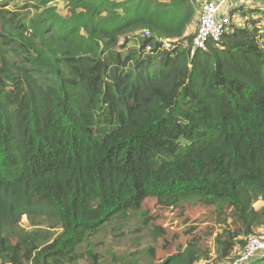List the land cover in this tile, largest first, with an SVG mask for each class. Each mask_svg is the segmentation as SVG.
I'll use <instances>...</instances> for the list:
<instances>
[{"label": "trees", "instance_id": "16d2710c", "mask_svg": "<svg viewBox=\"0 0 264 264\" xmlns=\"http://www.w3.org/2000/svg\"><path fill=\"white\" fill-rule=\"evenodd\" d=\"M58 1L0 2V264H154L161 227L106 262L90 240L151 198L215 207L218 260L234 262L264 226V29L244 20L264 0L234 8L220 42L194 53L187 0H63L68 17ZM144 30L139 47L120 45ZM201 260L194 236L159 264Z\"/></svg>", "mask_w": 264, "mask_h": 264}, {"label": "rangeland", "instance_id": "374dc122", "mask_svg": "<svg viewBox=\"0 0 264 264\" xmlns=\"http://www.w3.org/2000/svg\"><path fill=\"white\" fill-rule=\"evenodd\" d=\"M7 1V0H0ZM22 0H10V6L13 7L15 2H21ZM123 1V0H120ZM154 2L169 3L173 0H152ZM191 5L196 7V11H200V5L202 0H187ZM249 2L250 0H242V2ZM251 3V2H250ZM59 12L62 16L68 17L70 15L67 5L63 0L57 2ZM260 13H264V10ZM249 16L246 19L257 18L260 21L259 26L264 29V14ZM198 15V14H197ZM236 24L244 23L242 18H238ZM260 18V19H259ZM198 19V18H197ZM254 20V19H253ZM250 20V25H253L255 21ZM245 24V23H244ZM198 29L197 20L187 30V34L195 36ZM121 38L120 45L126 44L128 48H135L140 46V38L135 36H128ZM263 202L255 204L257 209L263 206ZM145 214L135 216L133 213L127 218H117L112 223L108 224L103 230L90 238L92 243L96 246V251L106 261H111L110 254H129L136 251H141L149 245L154 244V237L150 230L156 227H161L165 233L163 239L160 240V245L157 248V258L154 264L161 263L169 255L176 253L178 250L186 247L187 242L192 237H197L202 241L203 246L206 248L209 254V260H201L197 264H232L230 261H219L217 257V250L215 246L216 237L222 232L223 217L218 215L215 207L195 205L193 203H185L178 208H164L157 204L156 199H148L144 206ZM149 219L148 227H145L143 220ZM229 223H232L229 220ZM22 228L31 230L30 223L27 217H24L21 222ZM139 232H136V231ZM257 233H264V226L255 230ZM246 237V236H245ZM242 237L241 239L244 238ZM164 245V246H163ZM163 246V247H162ZM242 250H240L237 256H240ZM80 253L85 254V249H81ZM97 254V253H96ZM86 256L81 260L79 264H88ZM143 264H149V260L143 262ZM151 264V262H150Z\"/></svg>", "mask_w": 264, "mask_h": 264}, {"label": "built area", "instance_id": "2783aa9c", "mask_svg": "<svg viewBox=\"0 0 264 264\" xmlns=\"http://www.w3.org/2000/svg\"><path fill=\"white\" fill-rule=\"evenodd\" d=\"M230 0H202L200 11H198L196 35L193 40L192 53L195 50H207L209 42L218 43L222 35L230 24V12L227 6ZM151 37L148 30L140 33V41H144ZM168 40L164 41V47H170ZM144 52L149 54L152 52V44L145 45ZM245 245L242 248L240 256L232 264H247L248 262L264 255V233H249L245 238Z\"/></svg>", "mask_w": 264, "mask_h": 264}, {"label": "crops", "instance_id": "0c3cea01", "mask_svg": "<svg viewBox=\"0 0 264 264\" xmlns=\"http://www.w3.org/2000/svg\"><path fill=\"white\" fill-rule=\"evenodd\" d=\"M248 3V2H242V0H230L227 6V11L231 12L234 8L239 7L240 5Z\"/></svg>", "mask_w": 264, "mask_h": 264}]
</instances>
